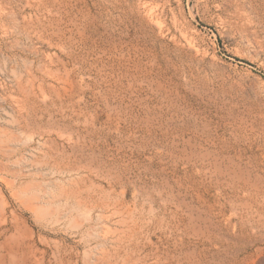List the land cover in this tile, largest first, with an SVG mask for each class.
I'll use <instances>...</instances> for the list:
<instances>
[{"label":"rangeland","instance_id":"1","mask_svg":"<svg viewBox=\"0 0 264 264\" xmlns=\"http://www.w3.org/2000/svg\"><path fill=\"white\" fill-rule=\"evenodd\" d=\"M0 249L264 264V0H0Z\"/></svg>","mask_w":264,"mask_h":264},{"label":"bare ground","instance_id":"2","mask_svg":"<svg viewBox=\"0 0 264 264\" xmlns=\"http://www.w3.org/2000/svg\"><path fill=\"white\" fill-rule=\"evenodd\" d=\"M17 228H18V227H17ZM17 228H16V229H17ZM18 234H19V233H18ZM24 234H25V233H24ZM2 235H4V234H2ZM27 235H28V234H27ZM9 236H10V235H9ZM2 238H3V237H2ZM27 239H28V238H27ZM13 240H14V239H13ZM10 241H11V240H10ZM15 241H16V240H15ZM17 241H18V240H17ZM24 241H25V240H24ZM13 243H14V242H13ZM17 243H18V242H17ZM31 243H32V242H31ZM3 244H4V243H3ZM9 244H10V243H9ZM21 244H22V243H21ZM24 245H25V244H24ZM5 248H6V247H5ZM0 250H1V249H0ZM7 250H8V249H7ZM25 250H26V249H25ZM35 251H36V249H35ZM37 251H38V250H37ZM2 252H3V251H2ZM45 252H46V251H45ZM25 254H26V253H25ZM25 254H24V256H25ZM21 256H22V255H21ZM31 256H32V255H31ZM34 256H35V255H34ZM22 257H23V256H22ZM22 257H21V258H22ZM43 257H44V256H43ZM17 258H18V257H17ZM23 258H24V257H23ZM18 259H19V258H18ZM44 259H45V258H44ZM28 261H29V259H28L27 257H25V258L23 259L22 263H23V264H27ZM19 263H20V262H19ZM19 263H18V264H19ZM61 263H62V262H61ZM39 264H40V263H39ZM41 264H45L44 261H43V263H41Z\"/></svg>","mask_w":264,"mask_h":264}]
</instances>
